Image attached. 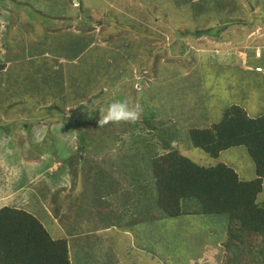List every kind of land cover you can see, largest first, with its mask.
Masks as SVG:
<instances>
[{"label":"rangeland","instance_id":"rangeland-1","mask_svg":"<svg viewBox=\"0 0 264 264\" xmlns=\"http://www.w3.org/2000/svg\"><path fill=\"white\" fill-rule=\"evenodd\" d=\"M78 3V0H0V58H6V46L15 49L24 45L25 51H29L31 47L46 45L43 37L35 36V31H43L53 22L59 25L62 22L59 15L64 17L81 10L89 19L92 11L102 14L104 23L99 22L102 28L98 26L95 38L88 36L84 41L79 36L67 37L68 46H65L72 48L74 55L77 47V56L83 55V65L90 69L84 77L85 82L70 84L60 93L65 95L69 91L68 97L79 104L100 92L92 100L94 107L99 109L116 100L126 101L129 107L140 104L142 114L147 120L151 116L152 121L148 120V124L155 125V129H145L141 120L129 125L128 129L121 122H97L90 124L88 134L86 130L81 133L90 141L84 145L77 140L74 125H64L65 132L57 136L66 141V147L75 152L79 145H84L89 164L97 162L105 171L99 186L97 174L95 181H90L92 191L96 192L103 184L106 186L112 178L111 173H115L111 172L112 162L105 160L112 148L122 149L114 151L118 162H123L120 166L117 164L116 176L126 186L136 185L152 178L151 159L163 151L152 134H157L159 140L166 136L174 138V145L179 150L182 145V152L207 164L212 162L208 154L186 142L190 141L191 127L209 126L220 121L231 104L245 106L250 115L264 112V0H80L81 6L75 8ZM42 15L49 18L45 20ZM256 27L262 30L257 31L261 35L247 39V34L255 32ZM119 32L120 37L104 38V35L116 36ZM48 34L52 36V33ZM24 39L23 45L16 43ZM176 43L180 46L175 50ZM252 47L257 49V56L261 52L263 56L249 55V63L258 67L255 71L244 72L245 64L239 52L242 50L247 54ZM98 50L101 56L96 61L94 55ZM93 63L96 68L91 67ZM6 77L7 74H0V205L26 206L54 235L67 236L72 264H112L106 248L116 254V249L123 250L125 246L148 244L149 239L144 242L143 234L133 235L132 232L130 239L118 229L94 231L96 225H103L102 219L99 215L94 216L93 210L88 211L93 209L91 204L77 198L81 190L75 191L77 194L71 190L73 173L67 167L62 171L61 155L52 160L56 155L46 150L51 144L45 141V129L40 119L29 117L30 113L24 111L26 105L18 111L17 102L25 96V85L16 91L5 83L1 87V81ZM142 82L148 91H141ZM122 84L125 88L132 87L129 91H119ZM39 87L33 91L37 94L38 104L32 108L52 103L50 96L42 93L48 86ZM43 95L46 96L42 98ZM157 106L158 110L155 109ZM35 111L33 115L41 118L49 119L53 114L52 111ZM29 119L33 122L26 125ZM113 124L123 128L113 127ZM68 130L70 132H66ZM179 139L184 141L177 142ZM123 140L126 142L121 143ZM40 152L46 153L42 161ZM220 158L233 166L242 179L255 176V165L245 146L224 150ZM51 161L45 169L41 167ZM83 182V177H79L78 187ZM110 200L114 203L115 197ZM258 201L264 202V190ZM182 203L189 209L194 207L192 200ZM52 205L54 213L49 215L44 209L49 212ZM80 207L84 208L79 210ZM123 220L127 221V217ZM155 222L157 225L151 226L152 237L155 233L154 243L151 242L152 247L147 250L151 255L150 264H234L227 262V257L233 256L224 245L223 262L219 263L216 257L218 248L215 244L227 222L226 215L207 221L195 214L182 218L162 215V222ZM205 231L215 234H209L207 238ZM218 244H222L221 239ZM145 256L148 257L146 253ZM117 258L119 262L113 264L128 262H124L120 253ZM238 263L264 264V256L256 257L250 263L240 258Z\"/></svg>","mask_w":264,"mask_h":264},{"label":"trees","instance_id":"trees-1","mask_svg":"<svg viewBox=\"0 0 264 264\" xmlns=\"http://www.w3.org/2000/svg\"><path fill=\"white\" fill-rule=\"evenodd\" d=\"M197 8L201 10L202 7L198 6ZM97 14L92 11L91 16L98 23H104L102 14ZM42 16L45 20L49 18L45 15ZM59 16L62 21L79 18L78 14L73 13L64 17ZM41 30L35 31L37 32H34L35 36L43 37L44 44L49 48H46V45H37L31 47L29 51H25V47L20 41L16 43L22 44V47L9 49V46H6V58H0V74H7V77L6 80L1 81V87H4L5 83L9 89L14 88L16 91L25 85V96L17 102L18 111L21 110L22 105H26L24 111L30 113L29 117L41 120L39 122L45 129V141L47 144H51L46 150H49L48 152L54 156L56 155L52 160L61 155L62 171L64 172L67 167V170L69 169L73 173L71 190L74 193L77 190L82 191V193L79 192L77 198L83 203L87 200L88 204H91L93 212L96 211V214L102 219V226L121 230L122 233H124L122 230H130L133 235L143 234L146 238L144 242L149 239V243L140 244L139 247L149 250L154 243L152 239L155 235L154 233L152 237L151 226L157 225L155 220L162 222V215L170 218H182L183 215L195 214L206 221L208 218L226 215L227 222L223 226L222 232L220 231L221 234L217 237L215 244L218 248L216 257L219 263L223 262L222 258L225 254L223 245L233 256L227 257L228 263L239 264L240 258L245 259L246 263H250L252 259L264 256V202L258 201L259 194L264 190V114L252 116L244 106L231 104L225 109L220 121L213 122L209 126L191 127L188 135L190 141L186 142L189 145L192 144L193 148H200L208 154L212 162L207 164H202L184 152L173 148L171 144L174 138L166 136L159 140L157 134H152V137L157 139V143L162 145L163 151L151 159L152 178L142 180L134 185L132 190L125 188L122 180L116 176L118 174L117 164L120 166L123 162H118L114 151L116 148V151L122 149L120 147L112 148V153L106 156L105 160L112 162L111 172L115 173H111V175L105 169L112 178L106 186L103 184L96 192L92 191L91 182L95 181V174L99 179L96 183L99 186L100 181L104 179L102 175L105 171L99 167L100 164L97 162L89 164L84 145L90 141H87V138L84 139L82 134L85 130L88 134L90 124L99 122L101 118L99 107H94L92 101L100 92L97 95H91L89 100L79 104L68 97L69 91H66L65 95L60 93V91L69 88L70 84L85 82L84 77L90 68L87 69L83 65V55L81 58L77 56L75 51L78 52V49L74 50V55L72 48L66 47L68 39L64 35L65 29L60 24L57 25L53 22L50 27ZM44 31L46 32L43 33ZM89 31L91 28L87 27L86 32ZM48 33H52V36L49 37L51 34ZM73 34L70 32V35ZM92 34L93 38L95 33ZM119 34L120 32L116 36L109 34L104 38L107 39L109 36L116 38ZM100 40H102V36ZM177 46L180 45L176 43L175 50ZM60 51L63 52L60 53ZM99 56H101V52L98 50L94 59L97 61ZM61 58L63 60H60ZM8 62L9 64H7ZM38 86H48L42 93L50 96L52 103L37 109L32 107L38 104L37 94L33 93ZM130 87L125 88L122 84L119 91H129ZM45 96L43 95L42 98ZM155 109L158 110V106ZM35 110L52 111L53 114L49 119L41 118V116L36 117L35 114L33 115ZM159 111L162 113V109ZM77 112L80 113L76 115ZM72 113L73 115H70ZM54 116L56 118L52 119ZM43 120L45 123L42 122ZM140 120L145 129H155V125L148 124L149 121H152L151 116L148 121L142 114ZM31 122L33 120L26 122V125ZM120 122L126 129L129 125L136 123ZM68 124L74 125L77 131V140H81L84 144L79 145V149L75 152L66 147V141L57 136L65 132L64 125ZM112 126L123 128L115 124ZM66 132H70V130ZM135 141L138 142L137 139ZM125 142L123 140L121 143ZM236 146H245L254 162L255 176L251 179H242L233 166L220 158L224 150ZM40 153L42 154V152ZM44 159L45 157L41 161ZM52 162L41 164V167L45 169ZM82 166L84 169L81 168ZM79 177H83L84 182L78 187ZM30 183L32 184V182ZM104 196L105 199H103ZM112 197H115L114 203L110 200ZM189 200L194 203L192 209L182 203ZM82 208L84 207H80L79 210ZM93 212L91 211L92 214ZM125 217H127V221L123 220ZM117 222L119 225H116ZM209 234L215 233L205 231L207 238ZM160 235L162 236V232ZM54 236L47 225L26 206L7 203L0 207V264H72L69 238ZM125 236L127 235L125 234ZM220 239L222 244H218ZM127 248L130 247H123L125 250Z\"/></svg>","mask_w":264,"mask_h":264},{"label":"clouds","instance_id":"clouds-1","mask_svg":"<svg viewBox=\"0 0 264 264\" xmlns=\"http://www.w3.org/2000/svg\"><path fill=\"white\" fill-rule=\"evenodd\" d=\"M75 1H77V0H75ZM78 2L79 3L77 4V6L79 7L80 6V0H78ZM78 7H75V8H78ZM77 14L79 16L78 19H74V20L69 19L68 21H62L59 24L62 26L63 29H65V31L68 30V28H69L70 32L74 33L73 35H70V36H79V37H81L85 41V39H87L88 36H90L89 38L91 39L92 38V33H95V36L93 37V38H95L96 35L98 34V31H99L98 26H100L102 28V25L99 24L94 19V17H92L94 19L93 22L91 21L92 18L87 19L84 11L79 10V12ZM95 17H97V16L95 15ZM261 24H263V23H261ZM242 25H244V27H246V24H242ZM87 27L91 28V31L86 32V28ZM251 27H254V26L251 25ZM78 28H80V33H78L77 31H75ZM259 29H260L259 27H256L255 28V32L252 31L253 33L249 36V38L252 37V36H256L257 35L256 30H259ZM84 35H85V38H83ZM68 36L69 35H66V37H68ZM105 36H107V35H104V37ZM118 37H120V36H118ZM116 48H119V47H116ZM76 49H77V47H76ZM254 50H255V55H256L257 49L254 48ZM155 51L156 50H154V52ZM261 55H262V52H261ZM260 56H258V57H260ZM147 72L148 71L146 70V73ZM120 78H121V76L119 77V79ZM146 78L147 77L145 76V78H143V81ZM143 83H145V82H142L141 83V85H142L141 87L143 88L141 91H148L147 88H145V86L143 85ZM96 95H97V93H96ZM99 112H100V117H101L100 120H99V123L100 124H107L109 122H120V121L136 122V121H138V120L141 119V116H142V113H143V107L140 104H135L133 107H129V104L126 101L116 100V101H113V102L109 103L106 108L100 109ZM178 141H180V139L177 140V142ZM175 142L176 141L173 140L171 145H172L173 148L178 149V147H176V145H174ZM191 146L193 147L192 144H191ZM182 150H183V147H182V145H180V151H182ZM45 155H46V153L45 152H42V155L40 154L39 156H42L41 157V159H42L43 157H45ZM121 182L124 185L123 180ZM128 185L129 186H126L125 185V188L127 187L128 190H129V188L132 190L133 189V186L135 184H128ZM4 205H6V204H4ZM0 207H1V205H0ZM51 209L54 210V205L51 206ZM134 235H136V234H134ZM54 237H62V236H56L55 235ZM137 247H139V246H137ZM134 248H136V247H134ZM140 248H142V247H140ZM69 253H70V250H69Z\"/></svg>","mask_w":264,"mask_h":264},{"label":"crops","instance_id":"crops-1","mask_svg":"<svg viewBox=\"0 0 264 264\" xmlns=\"http://www.w3.org/2000/svg\"><path fill=\"white\" fill-rule=\"evenodd\" d=\"M75 31H77L78 33H80V28H78L77 30H75ZM257 31H262L261 29H259V30H256V33H257ZM253 32H250L248 35H247V39L249 38V36L252 34ZM64 35L66 36V35H69L70 36V30H69V28H68V30H66L65 31V33H64ZM257 35H261L260 34V32H258L257 33ZM83 38H85V35L83 36ZM24 41H25V39L23 40V41H20V42H22V44L24 43ZM65 47V46H64ZM63 47V48H64ZM76 49V48H75ZM78 49V48H77ZM242 51V50H241ZM239 52V55H240V58L242 59V62L245 64V67H244V72H247V71H255V67H258V66H255L254 67V65H251L250 63H249V60H250V58H249V55H252V53H255V50H254V48H249L248 49V53L246 54L245 52ZM246 51V50H245ZM63 51H60V53H62ZM76 53H78L77 51H75ZM48 55H50V53H48ZM263 56V53H262V55L260 56V57H258L257 56V51H256V58H261ZM80 58L82 57V55H80L79 56ZM28 58H30V57H28ZM60 60H63L62 58L60 59ZM7 64H9V62L7 63ZM8 66V65H7ZM7 70V69H6ZM260 73V72H259ZM244 108H245V106H244ZM246 109V108H245ZM249 113V112H248ZM261 114H264V112H262V113H258V114H256V115H252V116H258V115H261ZM86 201V203H88L87 202V200H85ZM51 209V208H50ZM46 210V209H45ZM89 210H91V209H88V211ZM93 210V209H92ZM46 212L48 213V214H52V213H54V210H51V211H47L46 210ZM93 215L95 216V215H97L96 214V211H94L93 212ZM73 218V217H72ZM72 218H70V220L72 219ZM96 222H97V220H96ZM113 227H116V226H113ZM110 228H112V227H110ZM110 228H104L102 225H96V227H94V231H96V232H99L100 231V229L102 230V229H104V230H106V231H108V230H111ZM126 235H128L129 237H130V239H132V232H130V230H122ZM69 247H70V243H69ZM69 250H70V248H69ZM116 250H118V251H116V254H113V253H110V251H111V249L110 248H106V252H107V255H108V257H110L109 258V261L113 264L114 262L115 263H117V262H119V260H118V258H117V255H118V253H120V254H122V256L124 257L123 259H124V262H127V264H150V259H151V255H150V253H149V251H147L145 248H140V247H136V248H134V247H130V248H127L126 250L125 249H123V250H121V249H116ZM71 252V251H70ZM145 253L148 255V257L147 256H145ZM147 258H149L148 260H147ZM70 259H71V254H70ZM71 263H72V259H71Z\"/></svg>","mask_w":264,"mask_h":264}]
</instances>
